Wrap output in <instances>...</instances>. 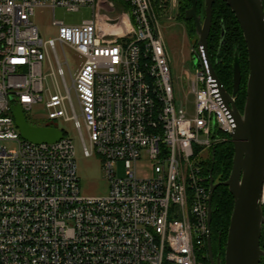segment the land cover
<instances>
[{
  "label": "built area",
  "instance_id": "obj_1",
  "mask_svg": "<svg viewBox=\"0 0 264 264\" xmlns=\"http://www.w3.org/2000/svg\"><path fill=\"white\" fill-rule=\"evenodd\" d=\"M120 1L125 7L111 15V0H0V264H205L209 185L201 155L230 140L235 120L202 45L191 49L196 67L185 78L187 98L174 96L159 28L176 18L180 0ZM40 6L52 15L58 6L89 7L91 15L75 25L53 20L57 37L44 41L30 20ZM56 42L83 58L76 73L69 72L71 87ZM48 48L65 95L44 87ZM16 103L27 121L41 107L39 125L73 120L84 155L102 160L105 196L81 195L63 130L54 142L21 137ZM119 161L121 177L114 172Z\"/></svg>",
  "mask_w": 264,
  "mask_h": 264
},
{
  "label": "water",
  "instance_id": "obj_2",
  "mask_svg": "<svg viewBox=\"0 0 264 264\" xmlns=\"http://www.w3.org/2000/svg\"><path fill=\"white\" fill-rule=\"evenodd\" d=\"M185 10V19L195 24L196 44L202 45L211 74L219 83L220 97L232 114L235 127L230 134L233 157L228 178L216 181L209 175L207 245L210 264L214 260L210 246L211 199L215 188L224 185L233 197V208L226 234L224 264L264 263V249L260 239L264 235V214L260 204L264 179V17L261 0H223L233 12L247 50L248 75L243 109L236 107L241 81L240 58L234 53L232 65V90L222 85L210 62L207 37L212 20V5L215 0H204V16L196 13L197 0H190ZM224 30L221 31V40ZM195 65L196 57L192 56ZM15 125L23 139L31 142H54L62 137L56 127L30 124L18 103L13 105Z\"/></svg>",
  "mask_w": 264,
  "mask_h": 264
},
{
  "label": "rangeland",
  "instance_id": "obj_3",
  "mask_svg": "<svg viewBox=\"0 0 264 264\" xmlns=\"http://www.w3.org/2000/svg\"><path fill=\"white\" fill-rule=\"evenodd\" d=\"M116 5V11L111 15L117 14L125 5L120 0H111ZM179 13V10H178ZM163 23L159 31L164 37L169 56V66L171 82L174 88V96L178 100H183L185 95V78L194 72L196 67L195 62L191 55V49L195 45L196 34L190 35L188 28L190 24L178 17ZM91 15L89 7H82L76 11H69L64 7H56L54 14L52 10L46 6L35 7L30 20L36 25L40 37L47 41L57 37V26L53 24L54 21L62 22L65 25H75L81 23L83 20L88 19ZM56 55L61 63L64 78L69 87L72 81L69 72L74 75L79 68L83 58L80 57L70 46L64 44L62 47L56 42ZM48 57L42 66L43 74L45 75L44 87L46 92H53L56 88L65 95L62 78L58 73V65L56 63L54 53L48 48ZM53 71L54 75L51 74ZM57 86V87H56ZM70 96L75 108L76 113H79L78 104L74 94V90L70 89ZM191 101V96L188 97ZM68 116L72 115V111L65 101ZM45 111L41 107H34L31 110V117L27 119L32 124H42ZM47 124L55 126L65 132V135L71 140L74 149V160L76 164V172L79 178L80 193L83 196L89 197H102L107 194L108 185L107 180L102 168V160L98 154L85 156L83 153V144L78 130L74 127L72 119H56L48 121ZM83 135L87 141V136L83 130ZM7 146L12 148L14 143L9 141ZM209 156V150L206 149L202 152L201 157L206 160ZM145 159V156L143 157ZM114 172L117 177L124 175V166L122 162L114 164ZM226 242V241H225ZM225 245V244H224Z\"/></svg>",
  "mask_w": 264,
  "mask_h": 264
},
{
  "label": "trees",
  "instance_id": "obj_4",
  "mask_svg": "<svg viewBox=\"0 0 264 264\" xmlns=\"http://www.w3.org/2000/svg\"><path fill=\"white\" fill-rule=\"evenodd\" d=\"M190 6V0H180L178 17L187 24H190L188 31L190 35H195L194 22L188 21L184 17L185 10ZM204 7V0H197L196 13L204 14ZM222 29L224 30V35L221 40ZM207 48L209 59L216 76L229 92L232 90V65L234 53L237 52L239 55L241 81L235 103L236 107L241 112L245 101L246 79L248 75L247 50L239 24L233 12L223 0H215L212 5V20L207 37ZM232 157L233 144L231 140L220 142L210 150L208 158L202 162L203 172L208 177V185L210 173L216 181H224L228 178L232 165ZM232 208L233 197L228 188L221 184L218 185L215 188L211 199L210 227L215 238L221 236L223 243L226 241V234ZM262 210L264 214V206L262 207ZM206 256L207 250L205 249L203 261L205 264H209Z\"/></svg>",
  "mask_w": 264,
  "mask_h": 264
},
{
  "label": "flooded vegetation",
  "instance_id": "obj_5",
  "mask_svg": "<svg viewBox=\"0 0 264 264\" xmlns=\"http://www.w3.org/2000/svg\"><path fill=\"white\" fill-rule=\"evenodd\" d=\"M201 18V20L203 19L204 14H198ZM188 21H193L192 19L188 20ZM194 22V21H193ZM210 225H211V221H210ZM207 240L206 239V250H207V261L210 264V259H209V252H208V245H207ZM225 243H223L221 236H218L217 238H215L214 233L211 230L210 227V246H211V250H212V255L214 260H219L220 264H224V251H225ZM260 247L262 249H264V237L260 239ZM260 264H264L263 260L261 259V263Z\"/></svg>",
  "mask_w": 264,
  "mask_h": 264
}]
</instances>
